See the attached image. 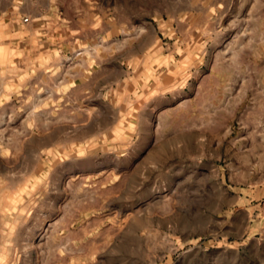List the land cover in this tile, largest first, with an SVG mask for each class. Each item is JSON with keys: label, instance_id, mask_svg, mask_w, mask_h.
<instances>
[{"label": "rangeland", "instance_id": "374dc122", "mask_svg": "<svg viewBox=\"0 0 264 264\" xmlns=\"http://www.w3.org/2000/svg\"><path fill=\"white\" fill-rule=\"evenodd\" d=\"M0 264H264V0H0Z\"/></svg>", "mask_w": 264, "mask_h": 264}, {"label": "built area", "instance_id": "2783aa9c", "mask_svg": "<svg viewBox=\"0 0 264 264\" xmlns=\"http://www.w3.org/2000/svg\"><path fill=\"white\" fill-rule=\"evenodd\" d=\"M24 22H25V23H28V22H29V18H25V19H24Z\"/></svg>", "mask_w": 264, "mask_h": 264}, {"label": "crops", "instance_id": "0c3cea01", "mask_svg": "<svg viewBox=\"0 0 264 264\" xmlns=\"http://www.w3.org/2000/svg\"><path fill=\"white\" fill-rule=\"evenodd\" d=\"M34 1H40V0H34Z\"/></svg>", "mask_w": 264, "mask_h": 264}]
</instances>
